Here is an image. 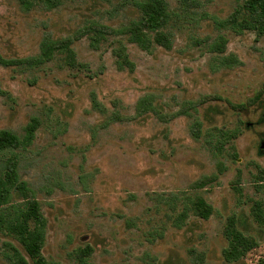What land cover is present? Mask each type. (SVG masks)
I'll return each mask as SVG.
<instances>
[{"label": "rangeland", "instance_id": "rangeland-1", "mask_svg": "<svg viewBox=\"0 0 264 264\" xmlns=\"http://www.w3.org/2000/svg\"><path fill=\"white\" fill-rule=\"evenodd\" d=\"M56 1L0 0V131L21 141L0 149V264H35L14 231L31 203L43 264H257L264 99L236 109L264 87L256 1L162 0L167 48L146 0ZM230 222L253 241L236 262Z\"/></svg>", "mask_w": 264, "mask_h": 264}, {"label": "trees", "instance_id": "trees-1", "mask_svg": "<svg viewBox=\"0 0 264 264\" xmlns=\"http://www.w3.org/2000/svg\"><path fill=\"white\" fill-rule=\"evenodd\" d=\"M255 14L253 15V21L256 29L264 34V0H255ZM50 6L56 5V0H45ZM139 10L141 16L144 17V21L149 23V27L154 31L156 42L160 46L165 48L169 47V40L166 35L158 33L157 29L162 27L167 19L164 3L162 0H146L139 4ZM137 42L143 43L142 39L136 38ZM66 45H60L57 43H47L42 47V57L48 59L51 57L54 51H67ZM264 99V87L263 89L249 102L240 104L236 107L238 111H248L251 107L257 106ZM35 124L29 125L27 128V134L25 140L29 142L33 137L35 130ZM21 141L11 134L10 132L0 131V149L4 148H16ZM23 188V184H20ZM196 213L202 218H206L211 213V209L203 202H196L194 205ZM251 213L256 221L264 223V213L260 204L256 203ZM33 224V227L30 226ZM44 225V219L39 212V208L35 203H31L26 211L21 216V221L15 225L14 231L20 239L25 252L30 259L34 260L35 264H43L41 257V249L44 244V233L42 227ZM224 238L226 241V247L222 251L224 260L229 262L239 261L243 254L249 250L252 246V239L239 231L233 222H230L229 228L225 230ZM257 264H264V257H261Z\"/></svg>", "mask_w": 264, "mask_h": 264}]
</instances>
